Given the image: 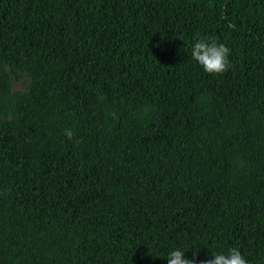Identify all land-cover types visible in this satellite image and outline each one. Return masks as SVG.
I'll return each instance as SVG.
<instances>
[{
  "label": "trees",
  "instance_id": "1",
  "mask_svg": "<svg viewBox=\"0 0 264 264\" xmlns=\"http://www.w3.org/2000/svg\"><path fill=\"white\" fill-rule=\"evenodd\" d=\"M233 248L264 264V0H0V264Z\"/></svg>",
  "mask_w": 264,
  "mask_h": 264
},
{
  "label": "clouds",
  "instance_id": "2",
  "mask_svg": "<svg viewBox=\"0 0 264 264\" xmlns=\"http://www.w3.org/2000/svg\"><path fill=\"white\" fill-rule=\"evenodd\" d=\"M230 49L216 38L205 37L198 40L192 48V58L208 74H224L231 66ZM65 135L72 139L73 133L65 129ZM168 264H196L195 260L185 258V252L177 249L171 251L167 258ZM206 264H248L238 249H231L228 254H215Z\"/></svg>",
  "mask_w": 264,
  "mask_h": 264
},
{
  "label": "rangeland",
  "instance_id": "3",
  "mask_svg": "<svg viewBox=\"0 0 264 264\" xmlns=\"http://www.w3.org/2000/svg\"><path fill=\"white\" fill-rule=\"evenodd\" d=\"M21 78H16L15 76L12 75V92H23V91H27L30 83H31V79L30 77L26 74V73H20Z\"/></svg>",
  "mask_w": 264,
  "mask_h": 264
}]
</instances>
